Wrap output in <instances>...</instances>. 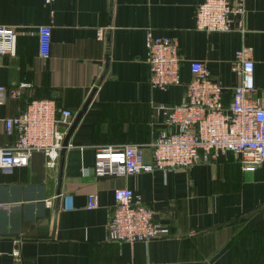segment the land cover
I'll use <instances>...</instances> for the list:
<instances>
[{
    "label": "crops",
    "instance_id": "obj_1",
    "mask_svg": "<svg viewBox=\"0 0 264 264\" xmlns=\"http://www.w3.org/2000/svg\"><path fill=\"white\" fill-rule=\"evenodd\" d=\"M200 1L0 0V25L17 31L14 53L0 55V83L8 90L31 84L0 103V146L17 140L5 118L34 98L54 99L75 118L95 89L64 154L58 204L61 155L57 167L35 151L27 165L0 169V264H264V163L244 170L230 151L168 173L94 172L96 146L149 144L166 128L154 106L186 100L193 60L225 87L229 104L240 81L235 52L251 47L255 96L264 103V0H244L246 11L232 16L230 29L211 31L196 28ZM40 25L51 26L48 57L40 54ZM148 30L176 40L180 84L151 86ZM151 153L145 150L146 161ZM119 187L140 194L169 233L148 242L106 240ZM91 193L95 208L87 207Z\"/></svg>",
    "mask_w": 264,
    "mask_h": 264
},
{
    "label": "built area",
    "instance_id": "obj_2",
    "mask_svg": "<svg viewBox=\"0 0 264 264\" xmlns=\"http://www.w3.org/2000/svg\"><path fill=\"white\" fill-rule=\"evenodd\" d=\"M51 2L53 0H46ZM244 0H201L196 9V28L200 30H227L233 15L243 16ZM40 54L48 57L51 44V26H38ZM106 29L98 28V39H104ZM17 31L0 25V55L13 54ZM147 62L150 84L167 89L180 84L181 61L176 40L169 36L146 33ZM255 62L252 48L236 50L233 69L240 81L232 88V100L223 101L225 87L212 78L201 60L190 62L193 78L187 83L186 100L181 103H161L156 107L164 117L166 128L149 144L128 143L118 146L99 145L95 148L94 172L99 175H135L156 169L168 173L193 164L209 161L226 152L239 155L242 167L256 170L264 163V103L255 96ZM23 82L8 90L0 83V103L9 95L17 97ZM75 113L58 108L54 99L34 98L25 111L5 118V127L17 133L14 144L0 146V169H12L29 163L35 151L48 157V165L57 167L63 141ZM151 148V160L146 161L145 150ZM115 212L110 220L105 239L117 242H148L169 233V228L155 218L152 207L130 187L114 190ZM99 205L98 196H88V208ZM13 254L20 256L15 249Z\"/></svg>",
    "mask_w": 264,
    "mask_h": 264
},
{
    "label": "water",
    "instance_id": "obj_3",
    "mask_svg": "<svg viewBox=\"0 0 264 264\" xmlns=\"http://www.w3.org/2000/svg\"><path fill=\"white\" fill-rule=\"evenodd\" d=\"M95 89L92 90V93L91 95L89 96V98L87 99L86 103L84 104L83 108L77 113V115L75 116L73 122L69 125L68 127V131L66 133V136L64 138V141H63V147L61 149V159H60V174H59V179H58V189H57V198H56V201H57V204L59 203V194H60V191H61V179H62V170H63V163H64V154L69 146V141H70V137L75 129V127L77 126L80 118L82 117L84 111L86 110L91 98H92V95H93V92H94Z\"/></svg>",
    "mask_w": 264,
    "mask_h": 264
}]
</instances>
